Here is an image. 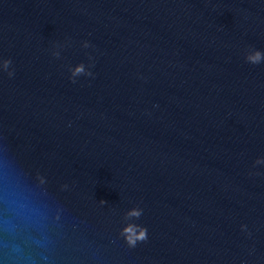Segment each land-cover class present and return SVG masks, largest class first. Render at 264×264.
Masks as SVG:
<instances>
[{
    "label": "water",
    "instance_id": "water-1",
    "mask_svg": "<svg viewBox=\"0 0 264 264\" xmlns=\"http://www.w3.org/2000/svg\"><path fill=\"white\" fill-rule=\"evenodd\" d=\"M250 48L264 0H0V264H264Z\"/></svg>",
    "mask_w": 264,
    "mask_h": 264
},
{
    "label": "clouds",
    "instance_id": "clouds-1",
    "mask_svg": "<svg viewBox=\"0 0 264 264\" xmlns=\"http://www.w3.org/2000/svg\"><path fill=\"white\" fill-rule=\"evenodd\" d=\"M82 46L84 48L89 47V41H83ZM55 55L59 56V52H56ZM91 60V57H89ZM245 59L252 63V64H259L264 62V51L260 49L250 48L247 53L245 54ZM12 61L10 58H3L0 57V71H6L9 76L14 74L13 69L10 68ZM69 71L72 73L70 75V79L75 81V78L80 75L92 76L93 73L91 71V65H86L85 62L81 61L79 65H70ZM255 164H264V156H259L254 161ZM9 198L10 203L18 212V214L24 216L25 218H31L32 216L38 213V210L31 207L28 202L27 198L23 193L16 191L15 189H11L9 191ZM135 213L136 217L139 218L143 212V208L138 205H135L134 208L131 210ZM128 213L125 214V218L128 217ZM243 227V226H242ZM137 234L127 235L125 234V241L128 243L129 246H135L138 240H145L147 238V229L140 225L137 228Z\"/></svg>",
    "mask_w": 264,
    "mask_h": 264
}]
</instances>
